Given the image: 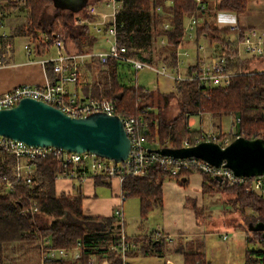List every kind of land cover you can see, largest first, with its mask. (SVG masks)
<instances>
[{
    "label": "trees",
    "instance_id": "16d2710c",
    "mask_svg": "<svg viewBox=\"0 0 264 264\" xmlns=\"http://www.w3.org/2000/svg\"><path fill=\"white\" fill-rule=\"evenodd\" d=\"M15 6L18 0H3ZM28 10L26 33L33 39L43 32L51 37L57 24H63L67 33L66 46L71 43L78 52H85L82 42L88 39L92 44L95 38L88 34V27L75 24L77 16L89 19L82 11L73 13L68 9L53 8L49 11L51 0H24ZM95 1V0H91ZM247 0H218L216 10H228L242 13L247 8ZM157 8L164 13L157 12ZM195 8L194 0H121V9L116 17L121 26L118 29V45H124L126 55L155 64L146 55L149 46L155 40L165 39L160 46L167 54L160 60L168 67L175 68V45L182 35L185 17ZM1 10V7H0ZM168 23V28L164 24ZM196 39L205 36L207 43L214 47L226 60L227 71L232 74L226 86L214 87L204 84L201 80H183L175 82V92L161 95L164 103L171 96H176L178 112L167 118L161 107H154L155 92L138 84L126 85L118 78V64L110 59L107 63L108 72L85 87L90 96H104L114 102L115 113L122 116H143L147 122V143L149 148L158 147L180 148L186 141L189 145L205 140L203 132L189 128V115L210 114L220 117L232 115L235 118L234 134L223 132L231 139L235 136L261 138L264 141V73L250 69L251 59L237 56V43L243 39L245 31L217 28L208 22L197 24ZM233 35V36H231ZM42 45L43 49L50 45ZM161 51V52H162ZM99 64L98 62H96ZM101 65V64H99ZM249 68V69H248ZM49 80H54L51 63L45 64ZM189 73V72H188ZM190 74V73H189ZM158 146L153 148L152 143ZM14 156L0 152V179H11L14 176ZM35 171L32 182L16 183L9 191L2 190L0 183V264H12L6 260L3 247L15 242H38L49 237L53 247L69 248L79 243L81 257L74 264H84L90 256L109 264H118L120 254L111 249L119 239L120 223L114 214L111 216H90L84 213L82 196L56 192L55 174L60 169L59 160L55 156L39 157L34 161ZM192 173L181 168L176 174L166 173L157 165L148 167L142 175H127L122 183L126 196L138 199L139 215L145 218L162 198V184L167 178L186 183L185 178ZM203 175V194L217 190L227 191L232 196L230 202L242 210L250 208L255 213L253 222H264V200L254 192H246L243 186L221 187L218 179ZM250 224H254V223ZM255 239L263 244L262 248L245 251L244 264H264V238L260 231H253ZM248 241L253 239L246 237ZM130 240L138 246L128 253L141 252L145 255H162L164 243L149 240L147 236L132 237ZM182 256V264H211L202 251H191L182 247L177 250ZM66 264L65 259L44 262V264ZM14 264V263H13Z\"/></svg>",
    "mask_w": 264,
    "mask_h": 264
},
{
    "label": "built area",
    "instance_id": "2783aa9c",
    "mask_svg": "<svg viewBox=\"0 0 264 264\" xmlns=\"http://www.w3.org/2000/svg\"><path fill=\"white\" fill-rule=\"evenodd\" d=\"M195 8L186 16L182 35L175 45V68L168 67L165 63L160 66H155L151 63L143 62L137 58H132L126 55L124 45H118V29L121 24L116 21V17L121 9V0H95L87 1V4L79 12H86L89 19L77 16L74 20L75 24H82L88 27L89 31L95 33V36H101L107 47L105 50L97 52H69L66 49L67 33L64 25L57 24L51 37L46 33L40 32L33 42V47L29 44H24L23 48L27 55L35 54L36 49H41V46L48 43L51 39V45L55 51L52 57L41 59L40 64L45 67V64L51 63L54 73V80H48L43 85L29 86L22 85L7 92L0 93V109H8L16 105L22 98L28 97L38 99L48 105L59 108L64 114L71 117L86 116L96 111L105 112L107 114H116L114 102L111 98L106 97H84L78 95L68 85H76L80 80L81 67L86 60H97L102 66H106L110 59H114L117 63L125 62L131 65L133 70L142 68H151L159 75L166 76L173 81L192 80L196 78L204 84L221 87L226 86L231 78L227 71L226 60L221 54L212 56L201 55L197 58L196 65L192 72L186 73L181 70L183 64L182 56L188 54L183 42L191 41L195 38L196 26L198 24V16L205 10L206 3L204 0H194ZM1 7V4H0ZM157 12L161 9L157 8ZM4 12L0 10V18ZM168 23L164 24V28H168ZM5 34L1 35L4 38ZM165 42L164 38L159 39L160 45ZM198 49H204L203 46H197ZM241 54L246 56H263L264 55V37L257 30L250 29L244 35L243 39L237 43V56L241 58ZM1 64V60H0ZM264 73V70H257ZM117 115V114H116ZM122 122L125 134H127L130 142V151L128 156L123 161H114L111 158L100 157L89 151L81 153L61 150L56 147L49 146H31L25 142L7 138L0 135V152L12 154L14 156V176L10 180L3 177L0 183L4 184L5 190H10L16 183L30 184L35 171L34 161L39 157L55 156L59 160L60 169L56 172L54 178H70L78 182L86 178H103V179H118L123 183L127 175H142L148 167L157 165L166 173L171 175L176 174L181 168L189 169L192 173L198 172L209 177H214L218 180L221 187L238 186L245 188L246 192L255 193L264 200V175L236 176L233 172L222 163L220 166L212 164L194 157L175 158L169 155H161L155 149L149 148L147 143V120L138 115L122 116L117 115ZM234 134V132H227ZM239 136V135H237ZM235 136L233 139L237 138ZM228 135L208 134L205 140H213L220 146H225L231 140ZM200 142V141H199ZM197 143V142H196ZM195 144V143H194ZM182 146H190L185 141ZM162 148V147H158ZM121 199L126 196V191H121ZM114 215L120 223L119 239L112 244L111 249H114L120 254L118 264H126L125 259L127 251L134 247V243L130 240L127 234L123 232V210L119 205L115 209ZM225 236V235H224ZM79 243L73 247H53L49 237L41 236L38 242V251L41 253V264L53 260H75L78 261L81 257L78 249ZM58 264V262H56ZM84 264H109L106 261H99L95 256H90ZM167 264L172 262L167 261Z\"/></svg>",
    "mask_w": 264,
    "mask_h": 264
},
{
    "label": "crops",
    "instance_id": "0c3cea01",
    "mask_svg": "<svg viewBox=\"0 0 264 264\" xmlns=\"http://www.w3.org/2000/svg\"><path fill=\"white\" fill-rule=\"evenodd\" d=\"M204 1L206 7L198 16V24L205 23V21L209 24H216L214 21H217V24L215 25L217 28H227L230 30L241 29L242 31H245V34L248 30L255 29L264 37V0H247V8L242 13L222 9L216 10L215 8L218 0H213L212 8H209V0ZM9 16L5 15L4 18L3 15V17L0 18V28H7L6 32L3 31L0 33V93L7 92V90L22 85H43L49 79L45 67L40 64V60L47 59L55 54L54 49L53 51H50V46H52L50 43V45L44 49L43 46H41V49H36L35 54L27 55L24 51L23 45L29 44L33 47V38L26 33V24H24L23 20H21L18 25V21L16 19H11ZM2 34H5L4 38H1ZM91 34L90 36H93L92 31ZM93 37L95 40H93L92 44L85 47V52H94L92 48L96 44L98 38L95 35ZM20 39V45L16 46L15 41ZM201 39L205 42L204 49H198L197 47L201 46L199 45V40ZM182 44L186 47L188 52L186 56L183 55L181 57L182 60L184 58L181 70H184L183 72L186 73L192 72L199 56H212L214 54H219V52L214 50L213 46L207 43L205 36L196 39L195 35L194 39L191 41H185ZM69 47V45L66 46L67 51L77 53L76 49L70 50ZM190 50L192 51V54ZM241 59H251L249 62L250 69L262 70L261 67L264 55L260 57H248L241 54ZM89 62L90 60H86L83 63V66L86 68L88 66L87 63ZM86 70L88 71V69ZM79 81L76 85L69 84V89L78 95L80 94L84 97L90 96L89 90L87 89L85 92V86L80 85ZM216 129L219 132L209 134H221L227 132L223 131L221 124H218ZM229 132L233 131L230 130ZM185 181L186 183L180 184L173 178H167L163 182V193L159 203L161 205L159 207L161 208L162 214L161 223H157L153 230L148 233L138 235L127 234L129 238L138 237L140 235L147 236L149 240L154 242L161 239L164 243V251L162 255H155L163 259L162 264H167V261H171L172 264H182V256L177 250L181 249L183 245H185L187 249L189 245L188 241L192 240V238L208 234L204 230V227L198 224V221L195 218L196 208L199 207L203 212L211 215L215 208L213 204L216 203H211L209 205L204 203L205 194H203L202 189L203 175L198 172L190 173L187 178H185ZM55 189L56 192L63 191L67 194L81 195L82 207L86 215L111 216L119 205L122 206L123 216L125 214L124 203L128 196L121 199L122 183H120L118 179L86 178L83 181L78 182L70 178H56ZM190 202L194 205L192 206L191 204V206H186V203L190 204ZM155 207L158 206L155 205ZM253 225L254 224H250V226ZM251 231L253 232V230ZM247 236L248 235H246V237ZM169 245L171 248L167 247ZM136 247L138 246H135L134 244V247L132 248ZM131 254L137 255V253L132 252ZM66 261V264H74L72 259Z\"/></svg>",
    "mask_w": 264,
    "mask_h": 264
},
{
    "label": "rangeland",
    "instance_id": "374dc122",
    "mask_svg": "<svg viewBox=\"0 0 264 264\" xmlns=\"http://www.w3.org/2000/svg\"><path fill=\"white\" fill-rule=\"evenodd\" d=\"M90 2V0H89ZM213 0H209V8H212ZM1 10L5 15L9 16L11 19H16L18 25L20 21L23 20L24 24L27 21L28 10L25 8V1L18 0L15 6H10L9 2L0 0ZM49 11H52V4L48 7ZM164 13L163 10L160 12ZM22 18V19H21ZM214 21V20H212ZM217 24V21H214ZM211 23V25H216ZM6 32L7 28H0L1 32ZM89 35L91 31H89ZM92 35V34H91ZM95 33H93V36ZM98 40L93 46L92 50L94 52L98 50H105L107 43L104 42L102 37L97 35ZM36 39V38H35ZM32 42H34V40ZM21 39L15 41V45H20ZM83 48L89 46L88 39L83 40ZM70 50H75L76 47L69 43ZM199 45H205L203 40H199ZM159 40L153 41L149 46V51L145 52L146 55L153 62L155 66H160L164 62L160 61L164 55L167 54L166 51H162L160 48ZM88 48V47H87ZM50 51H53L52 46H50ZM162 51V52H161ZM189 51V49H188ZM191 54L192 51L190 50ZM176 53V47L174 49V54ZM184 60V58H183ZM96 59L90 60L88 66L85 68L81 67L80 81L79 84L87 87L90 86L93 81L99 79L103 73L108 72V65L102 66L96 63ZM250 65V63H249ZM183 67V66H182ZM88 69V71L86 70ZM264 70V60L261 67ZM184 71V70H182ZM89 73V75H88ZM118 75L120 81L126 85L138 84L148 90H153L155 92L152 100L154 101V107H151L156 113V106L161 107L162 112L167 118L175 116L178 112V104L176 96H171L166 103H164L161 95L168 93L170 91L175 92L176 83L173 79L159 75L155 70L151 68H142L139 70H133L130 64L121 62L118 64ZM96 79V80H95ZM97 97V96H95ZM103 97V96H99ZM156 105V106H155ZM189 128L191 130H199L203 132L204 136L207 137L209 133H217L216 127L221 124L223 131L229 132L235 130V118L231 115H222L220 117L211 116L208 114H194L189 115ZM153 148L158 146L157 142L152 143ZM194 173V172H193ZM2 190L6 191L3 187ZM214 194V195H213ZM231 194L227 191L217 190L212 194H205V202L207 205L211 203L215 206L214 211L209 215L203 212L199 207L196 208V220L198 224L204 227V230L208 233L207 235L197 236L188 241V248L191 251H202L205 253L206 258L210 260L211 264H244L245 262V251L255 250L262 248L263 244L259 240L255 239L253 232L250 230L249 223H252L254 218H256L255 213L252 212L250 208L241 209L230 202ZM186 203V206H191ZM148 212L145 218L139 215V205L138 199L132 196H128L125 200V214L123 223L124 234L138 235L148 233L153 230L157 223H161V206L159 203ZM194 204H192L193 206ZM193 208V207H192ZM254 223V222H253ZM251 231V232H250ZM225 235V237H224ZM248 235L253 240L248 241L245 237ZM191 239V238H190ZM171 248V246H167ZM184 248L185 245H183ZM3 252L5 258L10 263L14 264H41V253L38 251L36 242L26 241L24 243L15 242L10 245L3 247ZM163 259L156 255H145L138 252L137 255L128 253L125 259L126 264H162Z\"/></svg>",
    "mask_w": 264,
    "mask_h": 264
},
{
    "label": "water",
    "instance_id": "95a60500",
    "mask_svg": "<svg viewBox=\"0 0 264 264\" xmlns=\"http://www.w3.org/2000/svg\"><path fill=\"white\" fill-rule=\"evenodd\" d=\"M88 0H51L54 8L79 12ZM0 135L31 146H49L81 153L89 151L100 157L123 161L130 142L116 114L96 111L86 116L71 117L45 102L22 98L8 109H0ZM161 155L175 158L196 157L213 166L222 163L236 176L264 175V141L261 138L237 136L225 146L213 140H202L180 148L156 149ZM218 180H220L218 178ZM264 238V222L249 227Z\"/></svg>",
    "mask_w": 264,
    "mask_h": 264
}]
</instances>
